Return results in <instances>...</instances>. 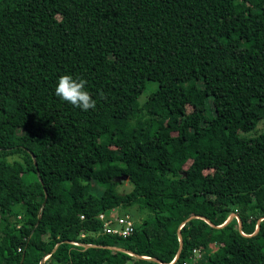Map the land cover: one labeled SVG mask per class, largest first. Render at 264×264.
Returning a JSON list of instances; mask_svg holds the SVG:
<instances>
[{
  "label": "trees",
  "instance_id": "16d2710c",
  "mask_svg": "<svg viewBox=\"0 0 264 264\" xmlns=\"http://www.w3.org/2000/svg\"><path fill=\"white\" fill-rule=\"evenodd\" d=\"M62 75L94 109L55 96ZM263 120L264 0H0V264H159L74 243L171 264L179 228L174 264H264V220L181 227L255 232ZM134 206L131 236L99 234Z\"/></svg>",
  "mask_w": 264,
  "mask_h": 264
},
{
  "label": "built area",
  "instance_id": "2783aa9c",
  "mask_svg": "<svg viewBox=\"0 0 264 264\" xmlns=\"http://www.w3.org/2000/svg\"><path fill=\"white\" fill-rule=\"evenodd\" d=\"M20 219V217H18ZM83 219V216H81ZM97 219L102 224V229L99 234L106 236H116L123 239L128 238L134 232V222L128 215H118L115 213V210H109L103 213H100L97 216ZM19 227V226H17ZM83 237V236H82ZM78 245L77 243H74ZM20 251V250H19ZM204 252L201 249L193 250L188 254L186 262L197 264L202 260ZM38 264H63L61 262H56L51 259V254L45 255Z\"/></svg>",
  "mask_w": 264,
  "mask_h": 264
},
{
  "label": "clouds",
  "instance_id": "9594fccd",
  "mask_svg": "<svg viewBox=\"0 0 264 264\" xmlns=\"http://www.w3.org/2000/svg\"><path fill=\"white\" fill-rule=\"evenodd\" d=\"M86 83L84 79L76 80L71 75H62L57 81L54 94L60 100L83 111L94 109L96 101L85 89Z\"/></svg>",
  "mask_w": 264,
  "mask_h": 264
},
{
  "label": "water",
  "instance_id": "95a60500",
  "mask_svg": "<svg viewBox=\"0 0 264 264\" xmlns=\"http://www.w3.org/2000/svg\"><path fill=\"white\" fill-rule=\"evenodd\" d=\"M33 158V157H32ZM34 160V158H33ZM34 165L36 167V162L34 161ZM118 182L120 181H125V180H128V177L126 175H122V176H119L117 179H116ZM46 198L47 196L45 195V199H44V202L42 204V206L45 205V202H46ZM40 218V217H39ZM38 218V220H39ZM237 219L238 223H239V226H238V231L245 237H252L254 236L258 230H259V227H260V222L264 220V218H261L257 221V225H256V229H255V232L251 235H245L243 232H242V223L239 219V217L235 214H232L230 215L227 220L221 225V226H216L214 225L211 221H209L207 218H205L204 216H200V215H194V216H191L189 217L188 219H186L182 224H181V227L182 225H184L186 222L192 220V219H200V220H203L204 222H206L210 227L214 228V229H220V228H223L225 227L226 225H228L233 219ZM177 236H178V243H179V247H178V251H177V254L175 256V259H174V262L171 263V264H174L180 257L181 255V252H182V249H183V239H182V235L180 233V228L178 229L177 231ZM80 247H83L84 249H89V248H97V249H107V250H111V251H118V252H124V253H128L129 255L131 256H134L138 259H143V260H149V261H153V262H157L159 264H164V263H161L159 262L158 260H156L155 258H147V257H140L136 254H132L130 253L129 251H126L122 248H118V247H110V246H99V245H86V244H79ZM58 247V245H56V247L54 248V250L52 251V253L55 252L56 248ZM23 259L24 257H22L21 259V262L20 264L23 263Z\"/></svg>",
  "mask_w": 264,
  "mask_h": 264
},
{
  "label": "rangeland",
  "instance_id": "374dc122",
  "mask_svg": "<svg viewBox=\"0 0 264 264\" xmlns=\"http://www.w3.org/2000/svg\"><path fill=\"white\" fill-rule=\"evenodd\" d=\"M219 68H220V66L216 65L214 67V70H218ZM189 110H190V108H188V111ZM142 116L144 119L146 118L145 115L142 114ZM263 130H264V120L258 124L255 131L245 135V137H247V138L253 137V136L261 133ZM204 174H205V176H211L212 171H205ZM131 190H132V184L128 180L120 181L119 185L116 187V191L120 194L128 193ZM15 208H17L19 210V206H16ZM115 213L118 215H126L127 214L128 216H130V218L133 220L134 223L141 221V219L145 216V213L141 212L137 206H134V207H131L128 209H121V208L115 209Z\"/></svg>",
  "mask_w": 264,
  "mask_h": 264
}]
</instances>
